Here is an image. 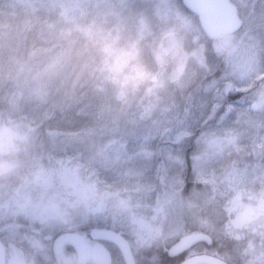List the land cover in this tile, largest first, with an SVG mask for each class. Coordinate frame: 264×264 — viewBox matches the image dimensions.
I'll return each mask as SVG.
<instances>
[{"label":"rangeland","instance_id":"obj_1","mask_svg":"<svg viewBox=\"0 0 264 264\" xmlns=\"http://www.w3.org/2000/svg\"><path fill=\"white\" fill-rule=\"evenodd\" d=\"M232 1L243 27L212 38L182 0H111L125 16L139 21L141 31L167 35L178 57L186 60L180 84L167 83L155 106L138 110L134 119L116 121L110 109H119V103L90 88L81 89L78 102L71 107L49 106L45 111L21 100L15 111L24 131L33 141L43 143L38 158L40 179L46 182L43 170L62 162L70 170H79L81 182L89 177L97 179L125 202L130 217L139 222V235L131 228L91 223L73 226L77 231L103 227L123 232L138 264H157L147 252L160 248L169 251L180 239L197 232L186 220L197 218L199 212L208 213V218H201L208 229L209 223L214 228L216 220L221 225L225 219L229 234L234 226L232 211L248 204L264 188V96L246 95L234 88L230 62L238 45L264 40V0ZM71 3L0 0V37L15 35L10 29L18 26L31 28L28 41L41 46L39 27L58 20L59 6ZM2 59L0 47V62ZM145 60L153 63L150 50L145 52ZM12 92L13 85L0 78V111L10 110ZM233 94H237L235 100L226 103ZM222 105L224 114L216 120V108ZM225 165H230L227 173ZM189 180L201 182L203 192L190 189L184 194ZM221 180L224 195L231 193V207L212 199H220L213 189ZM189 204L193 206L188 212ZM173 205L180 207L170 212ZM9 219L20 218L0 216L2 221ZM248 233L243 246L246 232L237 230L230 239L231 247L227 241L221 244L228 247L222 251L224 258L233 264H264V235ZM92 248L96 264H111L106 244L92 243Z\"/></svg>","mask_w":264,"mask_h":264},{"label":"clouds","instance_id":"obj_2","mask_svg":"<svg viewBox=\"0 0 264 264\" xmlns=\"http://www.w3.org/2000/svg\"><path fill=\"white\" fill-rule=\"evenodd\" d=\"M58 16L39 27L41 46L28 41L31 28L18 26L10 29L15 35L0 37V78L13 85L10 110L0 111V216L50 229L91 223L131 228L139 235V222L130 217L125 202L101 181L89 177L81 182L79 170H70L62 162L43 170L46 182L40 179L43 143L24 131L15 111L21 100L45 111L49 106L71 107L78 102L80 90L90 88L119 103V109H110L116 121L132 120L138 110L155 106L167 83L180 84L186 60L178 57L167 35L141 31L139 21L125 16L111 0H72L59 6ZM148 50L152 64L145 60ZM230 62L233 87L246 95L264 96V40L238 45ZM170 65H174L171 70ZM229 169L225 165L226 173ZM224 188L223 180L215 183L213 191L220 199H212L231 207V193L224 195ZM231 215L238 232L264 235V188ZM27 242L26 233L0 237V264H35L25 248Z\"/></svg>","mask_w":264,"mask_h":264},{"label":"flooded vegetation","instance_id":"obj_3","mask_svg":"<svg viewBox=\"0 0 264 264\" xmlns=\"http://www.w3.org/2000/svg\"><path fill=\"white\" fill-rule=\"evenodd\" d=\"M38 225L39 224H32L24 219L0 220V237L9 236L16 233H26L28 236V242L25 244V248L29 250L30 256L34 260L35 264H96L95 258H92V243L106 244L108 248L107 253L111 258V264H127L121 248L115 242L92 238L90 236L91 229L77 231L76 226L70 224L66 228L61 229L44 228L41 225ZM76 232L85 236L88 255L84 263L80 262L78 251L76 249ZM121 233L124 235L123 232ZM65 234L69 236L74 234V236L67 237L65 240H61V236ZM247 235L248 234L246 233L242 236L247 238ZM124 236L126 237V235ZM191 246L181 251L183 252L187 250L186 255L175 264H180L187 258L194 255L209 253L208 251L201 248L191 249ZM130 248L132 250L131 246ZM168 252L172 256H176L181 253L178 252L176 254H172L171 250ZM216 256L221 257L219 255ZM133 258L134 264H138L136 262L134 253Z\"/></svg>","mask_w":264,"mask_h":264},{"label":"water","instance_id":"obj_4","mask_svg":"<svg viewBox=\"0 0 264 264\" xmlns=\"http://www.w3.org/2000/svg\"><path fill=\"white\" fill-rule=\"evenodd\" d=\"M186 8L194 12L205 32L211 37H219L223 34L234 33L243 27L237 6L231 0H182ZM71 236H74L71 235ZM67 234L61 236V240L71 237ZM90 236L95 239L110 240L115 242L122 250L127 264H134L133 253L126 237L119 231L108 228H93ZM211 241L204 233H193L181 239L171 250L176 254L197 240ZM76 249L79 260L84 263L88 252L85 236L76 232ZM180 264H230L220 257L210 254L194 255Z\"/></svg>","mask_w":264,"mask_h":264},{"label":"trees","instance_id":"obj_5","mask_svg":"<svg viewBox=\"0 0 264 264\" xmlns=\"http://www.w3.org/2000/svg\"><path fill=\"white\" fill-rule=\"evenodd\" d=\"M228 95V94H227ZM236 95L237 94H233L232 96H228L227 100H226V103L228 102H231L233 100H235L236 98ZM224 110L225 108H223V105L216 108V112L217 114L215 115L214 114V118L216 120H218L220 117H221V114H224ZM215 119L211 120L208 122V124L212 123L215 121ZM43 126V125H42ZM40 127V128H43V127ZM208 187V186H207ZM190 189H194V190H202V183L201 182H196V181H191L189 180L184 188V194H187V192L190 190ZM205 192V191H204ZM211 194L213 192H210ZM228 193H225V195H227ZM232 200V197L230 198L229 202H231ZM234 200V199H233ZM234 203V202H233ZM193 206V205H192ZM190 204L187 205V208H188V212L191 211L192 209H190L192 207ZM198 211L199 209L196 208ZM193 214V213H192ZM188 215V214H187ZM217 216V213L215 214ZM205 216V217H209L208 216V213L205 212V213H202V212H199L197 214V218H193V216H191L192 218H188L186 220L187 222V225H189L191 228H193L194 231H202V232H205L207 234H210L211 238H212V241L211 242H208V241H205V240H201V241H198L196 242L194 245L191 246V249H195V248H201V249H204L206 251H210L211 253L213 254H216V255H219L221 257H225L222 253V251L224 252L226 248L228 247H231V237H232V234L234 233V231L236 230L235 226L232 227L231 231L229 232V234H226V231L225 229H227L225 227V219L222 220V224L220 225L219 223H217V220L214 222L215 227L213 228V232L211 233L209 231V229L207 228V225L204 226V221L201 220V218ZM211 217H213V215H210ZM22 219V218H20ZM198 220V221H197ZM230 227V226H229ZM248 235H247V238H244L242 241V244L241 246H243L245 243H246V240L248 239V237L250 236L248 232H246ZM224 239V240H223ZM229 240V241H228ZM225 241H227L229 244H228V247H225V246H222L223 244H225ZM164 243V242H163ZM163 243H161V246H164ZM222 244V245H221ZM186 252L187 250L181 252L180 254L176 255V256H172L169 254V252L167 250H165L164 248H160V249H155V250H151L149 252L146 253V256L149 257V259H155L157 261H155L157 264H175L177 262H179L183 257H185L186 255ZM229 261V260H228ZM231 262V261H230ZM232 263V262H231Z\"/></svg>","mask_w":264,"mask_h":264}]
</instances>
